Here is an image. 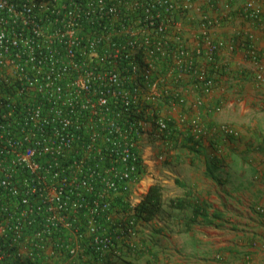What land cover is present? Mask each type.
Returning <instances> with one entry per match:
<instances>
[{
  "label": "built area",
  "instance_id": "obj_1",
  "mask_svg": "<svg viewBox=\"0 0 264 264\" xmlns=\"http://www.w3.org/2000/svg\"><path fill=\"white\" fill-rule=\"evenodd\" d=\"M245 9L259 20L253 0ZM190 10L181 0H0V264H117L120 248H138L135 204L119 211L114 198L142 178L149 140L170 145L185 127L202 137L186 107L194 91L192 105L205 106L198 91L227 69L217 21L205 16L190 39L178 20ZM218 130L240 135L229 122ZM256 211L264 217V203Z\"/></svg>",
  "mask_w": 264,
  "mask_h": 264
},
{
  "label": "crops",
  "instance_id": "obj_2",
  "mask_svg": "<svg viewBox=\"0 0 264 264\" xmlns=\"http://www.w3.org/2000/svg\"><path fill=\"white\" fill-rule=\"evenodd\" d=\"M181 1L189 3L191 6V10L187 14L178 16V20L183 24L185 33L189 38H193V35L201 29L202 19L205 16L217 21V24L211 28V33L214 38L223 40L227 44L218 52V58L227 65V69L224 74L218 77L219 83L210 93L198 91L205 98V106L197 108L192 105L195 93H197L194 91L186 107L189 116L199 114L205 128L200 138L202 152L194 153L186 146L184 150L188 155L187 158L179 156V152H176L177 154L170 158L174 159L176 163H181V165L177 164L179 166L176 169L175 179L163 180L162 185L160 184L161 186L167 184L172 189L171 191L165 190L164 199L168 197L174 200H184L186 205L179 209L180 215H172L170 222L168 221L167 226H164V231H160L159 238L162 237V240L158 244L156 236L152 233L150 236L146 234L148 238L151 239L152 236L154 239L150 243L147 240L146 242L141 241L140 246L147 252L143 259L137 260L138 257L135 259L134 256L126 255L131 250L123 247L120 248L123 254L118 257L117 264H242L241 260L237 258V252L232 251V247L226 249L227 259L225 261L220 262L213 259L211 254L216 251L217 242L206 237L204 239L198 231L203 225L210 228L209 233L212 237L218 231V228L214 227L218 219L211 224L200 223L201 218L198 221H193V211L197 204L202 203L210 214H212L211 212H223L225 207L222 202L227 201V199L233 202L229 205L235 207V193L229 189V186H226L225 181L218 183L219 174H222L225 168L222 166L225 157L221 155V149L225 150L224 144H230L232 149L236 144V141H232L231 138H227L225 135L223 137L218 130V126L226 121V118L243 123V127H238L236 124L234 126L241 133V138L244 139L245 143L256 142L264 149L263 135L259 137V134H256L253 138L244 135L248 132V135L255 134V132L264 133V111H262L264 107V100H262L264 99L262 96L264 81L259 82L256 79L258 72L264 76V0H253L259 8V20L251 18L245 9L246 3L250 0ZM250 48L255 49V57L249 55ZM184 81L188 85L192 82L189 76ZM229 87H233L231 88L233 90L236 89L234 87H238L244 93L253 91L252 98L258 105L256 109L253 111H249V108L244 109V101L240 102L241 108L238 109L235 107L236 105L234 106L235 100L230 98L228 106L233 107L226 110L228 114L209 110L208 107L221 101L222 91L225 90L231 94ZM181 133L180 145H184L190 134L188 127L182 129ZM245 147L247 148L246 144ZM149 148L146 147L143 154L150 153V158L151 151L149 152ZM242 155L244 156V154ZM248 155L246 159H243L244 172L250 168H256L264 175V155H261L260 159L257 160L250 154ZM208 169L213 171L215 179L210 176L211 173L208 172ZM152 184L154 183L144 181L143 178L138 181H130L129 198L131 200L136 199V203H138ZM144 224L147 222H139L138 240L141 239L142 229L147 231L143 227ZM63 237L65 240L73 241L69 234H65ZM203 240L206 242L204 248L202 247ZM261 240L260 238V242ZM137 249H139V242ZM248 249L251 250L249 264H264V246L261 248L248 247ZM83 264H93V260L90 259Z\"/></svg>",
  "mask_w": 264,
  "mask_h": 264
},
{
  "label": "rangeland",
  "instance_id": "obj_3",
  "mask_svg": "<svg viewBox=\"0 0 264 264\" xmlns=\"http://www.w3.org/2000/svg\"><path fill=\"white\" fill-rule=\"evenodd\" d=\"M229 88L231 89L233 87ZM234 88L236 89H231V94H228L225 90L221 92V100L223 101L224 106L220 113L228 114L226 110L233 107L228 106L230 98H233L235 100L234 106L236 105L235 107L238 109L241 108L240 102L244 101V109L249 108V111L255 110L256 106L258 105L255 99L252 98L254 95L253 91L250 90L244 93L240 91L238 87ZM262 93V96H264V92ZM262 111H264V107ZM224 122H229L233 125L236 124L238 127H243V123L228 118H226V121ZM181 134L179 135L178 139L172 141V144L170 145H167L165 142H163L162 139H159L158 137L149 140V143L145 145L144 148L150 147L149 152L151 151V157L149 158L150 153L146 154L147 158L145 171L142 175L144 181L157 183L160 185L163 180L170 181L172 179H175L177 166L181 165V163H176L174 159L170 158L176 155V152H179L178 155L182 156L183 158H187L188 156L186 155L184 150L185 146L180 145V138L182 139ZM248 134L249 132L245 133L244 135L252 136V138L256 134H259V137H261L262 135L264 136V133L262 132H255V134L250 135ZM221 135L224 137L222 133ZM241 137V133L238 137H227L231 138L232 141H236V144H234L235 146L233 149L231 148L230 144H224L225 150L221 149V155H224L225 157L223 158L224 161L222 166L225 168L224 172L222 174L220 173L218 178V183H223L222 181H225L226 186H229V189L233 191V193H235V207L229 205L233 202L229 201L228 199L227 201L222 202L225 210L223 212H217L221 214V216H219L218 221L214 225V227L218 228V231H216L215 235L211 237L209 233L210 228L204 227L203 225H201L198 232L199 234H202V237H204V239L206 237L217 242V247L215 249L216 251L211 254L214 260H218L220 262L225 261L227 259L226 249H230L232 247V251L237 252V258L241 260V263L249 264L251 261V255L249 254L251 250L249 251L248 247L261 248L264 246V217L256 211V206L260 203H264V175H262L256 168H250L249 170L244 172L242 164L243 159H246V156H249L248 154H250V156L256 160L260 159L261 155H264V149H262L263 147L261 148V145L259 146V144L256 142L245 143L244 139H242ZM245 144L247 145V148L245 147ZM242 154H244V156ZM160 155H163V159H159ZM161 187L163 190V194L165 190H172L167 184ZM173 200L174 199H170L168 197H166L165 199L163 198L164 210L162 214H160L154 220L149 221L147 222V224L143 225V227H145L147 231L144 229H142L141 231V239L138 240L139 249L130 251L129 253H126V255L134 256L135 259L138 257L137 260L143 259V256L146 255L147 252L143 249L142 246H140L141 241L146 242L147 240L150 243L153 242L152 239H154L152 236L151 239L148 238L146 234L150 236V233H152V235L156 236L157 244L160 242V240H162V237L159 238L160 231H164V226H167L168 221L170 222L172 215H180L179 209L171 205V202ZM132 201L135 205L137 204L136 199ZM211 213L213 214L215 212ZM201 222L203 223L202 220H200V223ZM260 238L262 239L261 242ZM202 243V247H206V242L204 240L202 241ZM224 247L227 248L224 249Z\"/></svg>",
  "mask_w": 264,
  "mask_h": 264
},
{
  "label": "trees",
  "instance_id": "obj_4",
  "mask_svg": "<svg viewBox=\"0 0 264 264\" xmlns=\"http://www.w3.org/2000/svg\"><path fill=\"white\" fill-rule=\"evenodd\" d=\"M177 132V130L170 132L169 139L171 142L178 139L179 135L177 134ZM189 133L190 134L188 135L184 146H186L190 151L194 153H201V140L199 138L197 139L194 134H192L190 131ZM137 171L138 173H143L145 171V168L143 166H139ZM208 172H210V176L214 177L215 179V175H213L212 173L213 171L208 169ZM128 193L118 195L114 198V208L119 211H126L131 208L130 203L127 199L129 197ZM163 204L164 201L162 187L161 185L154 183L148 188L141 201L133 207L134 215L139 222L152 221L157 218L160 214H162L164 210ZM171 205L177 207L178 209H181L185 206V202L184 200H173L171 202ZM193 213V221H198V219L201 218V220L206 224H211L215 222V220L218 219L219 216H221V214L219 213L210 214L207 209H205V207L202 205V203L197 204L195 206Z\"/></svg>",
  "mask_w": 264,
  "mask_h": 264
}]
</instances>
